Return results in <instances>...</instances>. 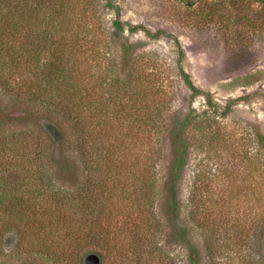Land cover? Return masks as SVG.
<instances>
[{"label":"trees","instance_id":"obj_1","mask_svg":"<svg viewBox=\"0 0 264 264\" xmlns=\"http://www.w3.org/2000/svg\"><path fill=\"white\" fill-rule=\"evenodd\" d=\"M212 1L217 19L264 30V0ZM229 3L235 9L224 15L221 9ZM92 5L90 0H0V241L3 232L15 230L19 250L46 264H87V255L95 254L90 251L104 248L122 249L123 264H148L143 257L150 252L148 232L159 230L150 208L154 155L133 152L127 162L126 127L135 135L155 128L152 99L158 92L148 91L152 74L132 56L131 43H122L116 59L107 41L101 47L83 25ZM107 6L114 7L110 0ZM137 29L116 18L110 35L115 39ZM181 76L191 95L202 92L183 70ZM207 102L211 105L209 97ZM187 124V118L177 119L168 130L163 264H264V154L257 167L254 158L249 161L245 175L251 182L257 175L258 187L247 185L239 194L233 183L223 192V216L205 215L200 205L205 199L196 200L194 193L183 215L179 186ZM140 142L134 137L131 148ZM258 142L264 150V134ZM65 172L78 173L81 180L73 188L64 186L58 175ZM127 212L138 218L141 234L118 237L111 231L127 228L128 221L119 227L116 215Z\"/></svg>","mask_w":264,"mask_h":264},{"label":"rangeland","instance_id":"obj_2","mask_svg":"<svg viewBox=\"0 0 264 264\" xmlns=\"http://www.w3.org/2000/svg\"><path fill=\"white\" fill-rule=\"evenodd\" d=\"M90 1L93 5L84 16L83 25L95 33L101 47L102 40L107 41L116 59L122 43H131L132 56L145 73L152 74L148 91L158 92L152 99L156 104L155 128L135 135L134 128L128 131L126 127L125 152L127 162L133 152L149 159L151 153L154 155L151 172L156 179L155 199L150 208L159 220V230L148 232L150 249L146 250L150 252L143 257L148 264H163V179L171 159L168 130L177 119L188 120L182 133L187 151L179 186L183 215L191 208L193 193L196 200L199 196L205 199L200 204L206 209L205 215L223 216L227 211V193L223 192L231 184H235L239 194L247 185H259L257 175L252 182L245 175L251 169L249 161L254 158L256 162L264 154L258 142V134H264V30L246 22L234 24L228 18L217 19L212 0H190L191 4L189 0H110L112 8L107 6L108 0ZM234 6L226 4L221 11L229 15ZM116 18L138 25L137 31L124 30L114 39L110 32ZM143 28L158 35L149 36ZM181 70L201 93L191 95ZM119 137H123L121 133ZM131 137L140 138L136 148H131ZM55 157L58 158L57 153ZM126 170L128 174L129 163ZM79 175L60 173L59 183L73 188L81 180ZM238 197L243 200L242 195ZM127 215H116L119 227L128 221L127 228L115 227L111 231L118 237L141 234L143 227H138L136 215ZM16 241L15 230L2 233L0 264H46L35 254L22 253ZM111 251L104 248L90 252L98 254L99 264H123V250Z\"/></svg>","mask_w":264,"mask_h":264},{"label":"water","instance_id":"obj_3","mask_svg":"<svg viewBox=\"0 0 264 264\" xmlns=\"http://www.w3.org/2000/svg\"><path fill=\"white\" fill-rule=\"evenodd\" d=\"M87 264H99V257L95 254H89L86 257Z\"/></svg>","mask_w":264,"mask_h":264}]
</instances>
